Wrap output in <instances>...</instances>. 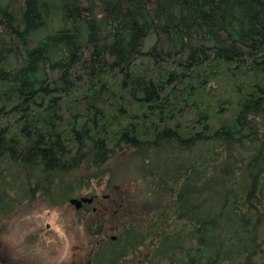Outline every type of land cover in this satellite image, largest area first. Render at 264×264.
<instances>
[{
  "label": "trees",
  "instance_id": "1",
  "mask_svg": "<svg viewBox=\"0 0 264 264\" xmlns=\"http://www.w3.org/2000/svg\"><path fill=\"white\" fill-rule=\"evenodd\" d=\"M102 182L88 264H264V0H0V237Z\"/></svg>",
  "mask_w": 264,
  "mask_h": 264
},
{
  "label": "rangeland",
  "instance_id": "2",
  "mask_svg": "<svg viewBox=\"0 0 264 264\" xmlns=\"http://www.w3.org/2000/svg\"><path fill=\"white\" fill-rule=\"evenodd\" d=\"M93 187L98 197L90 196L93 200L86 212L73 205L51 206L44 201L18 208L9 216L7 232L0 237V264H88L92 240L87 225L110 206L104 182ZM116 189L121 193L119 184ZM87 192L82 190L81 197ZM30 231L38 234L39 244L25 246L23 241Z\"/></svg>",
  "mask_w": 264,
  "mask_h": 264
},
{
  "label": "water",
  "instance_id": "3",
  "mask_svg": "<svg viewBox=\"0 0 264 264\" xmlns=\"http://www.w3.org/2000/svg\"><path fill=\"white\" fill-rule=\"evenodd\" d=\"M93 198L92 197H87L83 196L80 198L77 197H72L69 199V203L73 205L76 209H79L83 203H88L90 204L92 202Z\"/></svg>",
  "mask_w": 264,
  "mask_h": 264
},
{
  "label": "flooded vegetation",
  "instance_id": "4",
  "mask_svg": "<svg viewBox=\"0 0 264 264\" xmlns=\"http://www.w3.org/2000/svg\"><path fill=\"white\" fill-rule=\"evenodd\" d=\"M87 205H88V203H83L82 206L78 210L84 209V211L86 212V210L88 208Z\"/></svg>",
  "mask_w": 264,
  "mask_h": 264
}]
</instances>
